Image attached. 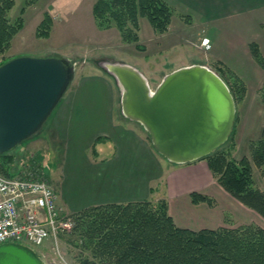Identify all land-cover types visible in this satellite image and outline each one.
Instances as JSON below:
<instances>
[{
  "label": "rangeland",
  "instance_id": "1",
  "mask_svg": "<svg viewBox=\"0 0 264 264\" xmlns=\"http://www.w3.org/2000/svg\"><path fill=\"white\" fill-rule=\"evenodd\" d=\"M14 1V6L8 11V17L12 22H15L22 16L24 26L12 38L6 51L0 54V64L3 60L7 61L19 55H66L76 62L75 78L69 89L76 85L83 74H103L110 83V87L112 84V90H114L116 115H123L121 113V89L116 78L101 65L103 61L127 62L138 67L148 78L152 89L156 88L166 73L182 64L199 63L204 59L211 61V68L219 73L226 82L234 86L238 95L241 93L242 87L240 86L242 84L238 82L236 77H240L244 83L246 81L248 85L245 83V94L236 102L237 113L233 130L228 140L217 151L227 149L231 146V143L235 142V148L232 152L234 155L240 141L237 156L240 158L247 156L250 159L247 139L240 140V138H242L241 135L246 129L248 131L251 129V136L257 134L260 136L261 134L264 124V101L260 93L261 87L257 89V86L261 80L264 82V74L262 75L264 67L254 58L256 65L261 69L258 71L255 64L249 61L247 51H214L215 48L211 51H201L198 48L200 47L197 39L198 26L195 25L192 30H189V41L185 42L186 36L180 29L182 28L180 26L181 19L176 13L173 19V28L166 35L163 34L165 32H156L149 19L146 16H141L139 19V40L131 42L123 39L117 27L103 29L97 25L92 11L96 0ZM29 2L32 4H28ZM23 7H25L24 12ZM45 12H48L53 19L49 37L39 36L38 34V25L43 20ZM255 38L258 37L255 36ZM217 56L226 60L228 64L226 65L222 61L218 62L216 60ZM232 60H236V64L240 65V72L245 81L236 71L232 70V68L236 70L232 65ZM100 92L104 94L103 89ZM133 123L143 130L151 141L143 125L137 121ZM46 124L41 132L24 141L10 152L14 160L8 164L9 170L14 174L48 179L58 192V201L62 203L65 199L57 184V181L63 179L61 176L62 168H60L61 166L58 167V163L55 165L56 168L53 167V160L48 151V143L43 138L46 135ZM252 129L254 132H252ZM232 137L233 140H231ZM188 163L173 166L177 170H174L175 173L178 175ZM252 167L257 185L264 189V173L253 163ZM160 183L161 196L152 201L163 199L171 201L172 209L176 208L179 212V216L176 215L179 224H184L185 220L193 224L208 222L209 218L207 216H202V213L189 215L184 207V205L192 203L189 195L190 184H183L181 181L176 183V185L178 184L176 187L177 192H179V185L185 189L183 198L175 200L174 184L172 186L168 185L166 178ZM206 186L209 191L205 193L212 196L215 200L214 206H218L217 210L214 211L224 212V225L236 226L244 223H255L264 227V217L235 199L218 183L215 177H211ZM65 211L69 212L71 210L66 208ZM70 214L74 213L70 212ZM218 215L216 214V217ZM75 224L76 220L74 219L72 229L69 232H60L57 241L51 238L42 247H36L38 254L45 260L46 264H95L96 258L90 253V250L85 249L83 245H76V234L72 233ZM193 224H191L192 227L195 226Z\"/></svg>",
  "mask_w": 264,
  "mask_h": 264
},
{
  "label": "crops",
  "instance_id": "2",
  "mask_svg": "<svg viewBox=\"0 0 264 264\" xmlns=\"http://www.w3.org/2000/svg\"><path fill=\"white\" fill-rule=\"evenodd\" d=\"M166 1L181 19L180 29L186 36L185 42L189 41V30L197 25L200 44L197 47L201 51L214 48V51H247L249 61L255 64L258 71L261 70L251 54L250 43L257 42L264 54V0ZM175 13L170 28L163 34L172 30ZM216 60L228 64L221 57L217 56ZM199 63L212 67L211 61L207 59ZM185 65L189 64L181 66ZM232 65L236 68L232 70L243 79L236 60H232ZM262 71L263 75L264 69ZM262 83L263 80L257 89ZM109 84L103 74H83L76 85L68 89L47 121L43 138L48 143L53 167L56 168L58 163V167L62 168L63 179L57 184L66 204L59 202L60 206L75 213L99 204L156 200L161 196L159 185L164 178L168 185L174 184L175 200L184 196L183 186L179 185V192L176 191L178 181L191 185L189 193L194 190L208 192L206 185L214 177L207 160L202 158L192 161L177 175L173 166H179L180 163H174L158 153L143 130L133 123L135 121L121 114L116 115L114 90ZM102 89L104 94L100 92ZM250 134L251 129H246L240 140L247 139L249 145L251 140L259 137L258 134ZM98 137L102 140L97 144L98 152L95 153L92 147ZM239 145L240 141L234 152L236 158H240L237 156ZM168 205L170 214L180 226L201 229L215 228L225 223L224 212L214 211L218 206L192 202L184 205L187 213H202V216L209 218L208 222L193 224L185 220L184 224H179L176 217L179 212L176 208L172 209L169 200ZM216 214H219L218 217Z\"/></svg>",
  "mask_w": 264,
  "mask_h": 264
},
{
  "label": "trees",
  "instance_id": "3",
  "mask_svg": "<svg viewBox=\"0 0 264 264\" xmlns=\"http://www.w3.org/2000/svg\"><path fill=\"white\" fill-rule=\"evenodd\" d=\"M14 2L0 0V54L24 26L22 16L15 22L8 17ZM92 11L100 28L115 26L123 39L131 42L139 40L141 16H146L154 30L162 33L170 28L175 13L166 0H96ZM52 26L53 19L45 12L38 25L39 36L49 37ZM250 50L264 67L259 44L251 42ZM236 79L242 84L240 95L227 84L237 102L245 94L246 85L240 77ZM260 93L264 101V82ZM101 140L98 137L92 147L95 153ZM234 148L235 142L202 158L228 193L264 217V189L257 185L252 167L253 163L264 173V124L260 136L249 143L250 159L234 157ZM11 151L0 154V172L7 175L14 174L8 165L14 160ZM190 198L195 204L215 205L212 196L200 191H192ZM71 215L76 220L72 232L76 234V245L90 250L95 264H264V227L255 223L201 229L180 226L169 212L167 199L99 204Z\"/></svg>",
  "mask_w": 264,
  "mask_h": 264
},
{
  "label": "water",
  "instance_id": "4",
  "mask_svg": "<svg viewBox=\"0 0 264 264\" xmlns=\"http://www.w3.org/2000/svg\"><path fill=\"white\" fill-rule=\"evenodd\" d=\"M121 89V113L141 123L158 153L174 163L198 160L223 145L236 119L234 95L203 63L166 73L152 89L127 62L103 61ZM76 74L63 54L19 55L0 64V154L34 137L58 106ZM0 264H46L30 245L0 244Z\"/></svg>",
  "mask_w": 264,
  "mask_h": 264
},
{
  "label": "built area",
  "instance_id": "5",
  "mask_svg": "<svg viewBox=\"0 0 264 264\" xmlns=\"http://www.w3.org/2000/svg\"><path fill=\"white\" fill-rule=\"evenodd\" d=\"M58 199L48 179L0 172V244L19 242L37 249L69 232L74 218Z\"/></svg>",
  "mask_w": 264,
  "mask_h": 264
}]
</instances>
